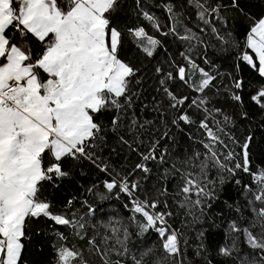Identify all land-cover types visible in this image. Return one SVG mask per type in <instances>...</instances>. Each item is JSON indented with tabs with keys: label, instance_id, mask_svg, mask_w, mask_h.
Wrapping results in <instances>:
<instances>
[{
	"label": "snow or ice",
	"instance_id": "1",
	"mask_svg": "<svg viewBox=\"0 0 264 264\" xmlns=\"http://www.w3.org/2000/svg\"><path fill=\"white\" fill-rule=\"evenodd\" d=\"M0 264H264V0H0Z\"/></svg>",
	"mask_w": 264,
	"mask_h": 264
}]
</instances>
